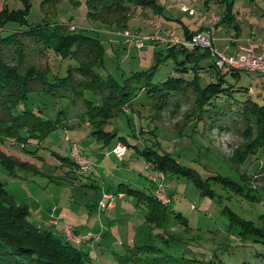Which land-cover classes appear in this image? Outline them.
<instances>
[{"label": "rangeland", "instance_id": "374dc122", "mask_svg": "<svg viewBox=\"0 0 264 264\" xmlns=\"http://www.w3.org/2000/svg\"><path fill=\"white\" fill-rule=\"evenodd\" d=\"M158 3L162 8L159 23L146 27L144 23L155 18L152 7L144 10L135 6L126 29L118 31L146 36L165 26L162 28H173L177 36L187 40L186 28L195 34L208 30L209 25L199 15L213 11L219 17L213 34L214 50L227 55L240 52L236 59L240 62L246 59L240 50H255L264 35V0ZM88 11L86 0H0V28L8 31L54 22L97 36L103 52L95 71L115 79L149 67L155 52L168 46L167 42H146L137 47L135 41L115 34L114 26L89 18ZM14 12L18 13L12 15ZM31 57L40 67L48 66L60 75L66 73L68 64L75 63L51 50ZM213 58L206 56L202 61ZM173 66L171 58L165 59L158 66V75L176 72ZM227 79L236 80L231 74ZM205 81L208 73H203ZM238 81L251 84L252 90L264 97L263 75L242 71ZM32 101L52 116L61 106H50L38 95ZM193 101L192 93L182 98L173 115L148 107H139L140 113L125 107L118 110L105 125L106 129L116 127L118 133L108 144L96 140L88 123H77L74 118L72 128L50 133L43 141L45 147L31 140L28 145L19 141L0 124V184L27 208L29 222L71 243L80 257L76 264H264L260 236L264 234V145L253 151L246 147L241 116L229 115L226 130L214 126L219 118L214 123L207 119L205 124L195 120L187 115ZM221 111L215 109L216 114ZM135 129L138 139L132 132ZM120 135L136 146L126 145L119 159L112 149ZM72 142L82 146L85 159L92 165L90 172H84L74 160L75 169L69 171L52 153L54 149L61 156H69ZM162 157H168L177 169L157 171L153 160ZM157 173L164 177L165 198L171 197L169 209L180 211L188 219L186 225L147 222L146 198L142 195L154 194L160 181ZM65 228L77 235L92 234L93 238L80 244L68 241ZM159 237L173 240L167 246ZM142 245H154L156 251H141Z\"/></svg>", "mask_w": 264, "mask_h": 264}, {"label": "trees", "instance_id": "16d2710c", "mask_svg": "<svg viewBox=\"0 0 264 264\" xmlns=\"http://www.w3.org/2000/svg\"><path fill=\"white\" fill-rule=\"evenodd\" d=\"M86 2L89 18L108 23L116 31L126 29V21L135 6H143L144 10L150 6L155 16L162 13L158 0ZM215 2L229 3V0ZM0 26L3 27L1 20ZM193 34L195 32L187 28L184 30L187 39ZM46 50L53 51L62 59H72L75 63L68 64L64 75L52 71L48 66L42 68L31 56L34 53L44 54ZM102 52L103 46L97 36L83 30H70L66 24L46 22L8 31L0 28L1 129L27 145L31 140L44 146L43 141L50 133L58 128H72L70 121L74 118L77 123H88L96 140L108 144L118 133L116 127L106 129L105 125L118 110L125 107L140 113L139 107H148L158 112L168 111L173 115L181 107V99L188 98L192 93L194 101L187 115L201 122L208 119L211 123L219 118L220 121L214 126L224 130L229 128L225 124L229 115L241 116L245 123L243 133L247 136L246 147L253 151L254 147L264 145V97L260 92L252 90L251 84L238 81L242 71L263 76L264 73L249 70L223 73L216 68L214 59L203 63L202 59L210 56L206 49L200 52L199 48L189 49L168 44L166 50L155 52L154 62L149 67L129 74L123 73L115 79L110 74L103 76L95 71L102 63ZM168 58L172 59L176 72L158 75L159 64ZM203 73H208V81L203 82ZM230 74L236 78L235 81L227 79ZM36 95L43 97V102L47 101L46 104L50 106H61L53 116L49 115L46 109L33 104L32 98ZM218 107L224 111L220 112L223 114L215 113ZM132 132L138 139V131L135 129ZM65 140L69 142L68 138ZM117 142L123 143L125 149L126 145L136 146L124 140L122 135ZM73 143L70 144V150ZM52 153L62 167H68L69 171L75 169L70 153L69 156H61L54 149ZM153 163L157 171L177 169L172 162L170 164L168 157L153 160ZM142 196L146 198L147 222L154 221L158 225L170 222L187 224L188 219L180 211L169 209L171 197L168 202L160 204L154 194ZM27 214V208L22 203L18 204L0 184V264L78 262L80 257L75 254L70 242H64L54 233L32 224ZM260 236L264 243V234L260 233ZM158 240L168 246L173 238L162 237ZM140 250L149 252L155 250V246L142 245Z\"/></svg>", "mask_w": 264, "mask_h": 264}, {"label": "built area", "instance_id": "2783aa9c", "mask_svg": "<svg viewBox=\"0 0 264 264\" xmlns=\"http://www.w3.org/2000/svg\"><path fill=\"white\" fill-rule=\"evenodd\" d=\"M183 9H186L185 6H182ZM182 9V10H183ZM201 20L209 25L208 30L201 31L199 33L193 34L189 39L183 40L176 35L174 30L163 29L160 27L156 29L153 34L146 36H137L135 33H131L128 30H124L119 33L123 35L127 40L135 41L139 46L142 44L149 43H163L167 42L168 44L180 45L182 47L188 48H204L206 49L211 56L214 58L215 66L218 70L225 73L230 70H244L255 73H264V35L258 44L259 53H254L252 49H244L246 59L244 62L237 61L235 57L223 53H217L213 48V34L215 32L216 24H218L219 17L213 11H207L199 15ZM160 21V16H156L153 21H150V24ZM71 29H74L71 27ZM67 139V138H66ZM113 154L119 159L123 157L125 153V146L122 143L117 144L112 149ZM71 158L81 165L84 172H90L92 170V165L88 162L85 157L82 155V148L77 144L73 143L70 150ZM160 181L158 182L154 195L157 197L163 204L168 202L165 198L166 193L164 189V177L162 174H159ZM154 179V178H152ZM66 238L68 241L76 242L77 244L82 243L90 238H93L92 234H87L86 236L77 235L69 231V228H65Z\"/></svg>", "mask_w": 264, "mask_h": 264}, {"label": "crops", "instance_id": "0c3cea01", "mask_svg": "<svg viewBox=\"0 0 264 264\" xmlns=\"http://www.w3.org/2000/svg\"><path fill=\"white\" fill-rule=\"evenodd\" d=\"M158 2H159V0H158ZM154 16H155V15H154ZM156 16H157V15H156ZM156 16H155V17H156ZM154 19H155V18H154ZM144 24L146 25V27L150 28L149 26H151V25L154 24V23L150 24V21H149V22H145ZM162 27H165V26H162ZM165 29H171V30H173V28H169V27H166ZM187 29L189 30V28H187ZM116 33L119 34V31H116L115 34H116ZM175 33H176V32H175ZM184 36H185V35H184ZM180 38H182V37H180ZM185 38H186V37H185ZM182 39H184V38H182ZM261 39H262V38H261ZM259 42H260V40H259ZM259 42L256 43V45H255V47H254L255 50H253L254 53H256V54L259 53V48H258V44H259ZM136 46H137V47H140L138 44H137ZM240 51H241V52H244L243 49H241ZM240 55H241L240 52H237V51H236L234 54H231V56L235 57V59H237V57L240 56ZM111 205H113V204H111Z\"/></svg>", "mask_w": 264, "mask_h": 264}]
</instances>
